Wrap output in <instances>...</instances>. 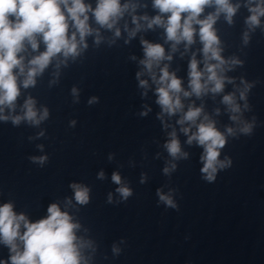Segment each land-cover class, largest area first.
I'll return each mask as SVG.
<instances>
[{"label": "clouds", "instance_id": "clouds-1", "mask_svg": "<svg viewBox=\"0 0 264 264\" xmlns=\"http://www.w3.org/2000/svg\"><path fill=\"white\" fill-rule=\"evenodd\" d=\"M152 3L159 14L151 19L146 15L139 18L133 15L132 23L136 27L130 31V36H135L136 31L140 29L139 20L142 19L147 21L149 29L154 26L163 28L167 41L173 42L172 50L175 51L176 45L182 41L186 46L194 43V36L197 33L194 25L199 26L198 35L203 45L204 68L201 70L198 67L199 62L193 56L189 63L190 92L183 90L182 81L175 73L169 72L167 65L160 68V75L157 78L154 69L160 66L161 61L172 59L171 55L166 56L161 44L142 41L144 59L140 64L157 85L156 103L162 110L161 117L165 113L172 116L182 112L178 124L191 122L196 125L197 130L188 136L187 143L192 144L195 141L203 148L200 157L203 166L200 171L203 179L211 183L215 181L219 170L231 165L230 159H220V150L227 142L226 136L216 128L215 123L207 115L197 125L196 121L201 116L202 108L190 105L188 110L183 112L184 105L180 94L183 93L185 97L192 94L200 97L208 91L220 93L224 89L225 80L231 82L229 78L220 74L226 62L220 55L219 40L213 25L221 14L232 23V18L240 5L231 3V0H152ZM246 6L250 15L245 23L251 29L260 26L261 17H264V0H248ZM136 7V4H122L121 0H96L94 8L90 3H85V0H0V120L11 119L13 125H19L21 121L39 125L41 121L47 119L49 115L47 108L38 112L35 107L36 102L31 97L25 99L21 106V115L9 116L3 113L5 109L10 113L15 111L16 102L21 95V87L27 89L34 86L36 76L48 67L53 58L58 55L74 58L79 54V45L84 44V47H87L84 43L85 38L94 31L98 32V29H93L89 24V13L97 25L111 30L130 8L135 11ZM208 7H213L215 10L201 19ZM70 23L71 28L74 29L71 34H69ZM115 35H120L119 28L116 29ZM38 38L42 39L45 51L33 56L26 66L25 58L21 53L26 50V44L36 51L39 47ZM245 42H247V33H245ZM211 60L217 63H209ZM233 63L239 62L233 61ZM142 74L138 72L137 78L139 79ZM21 76L23 80L19 79ZM139 85L147 88L148 81L139 80ZM209 85L212 87L209 88ZM250 87L249 84L245 85V91L240 93L241 100L245 99L246 91ZM72 91L76 94L77 90L74 88ZM96 101L97 98L93 97L89 104ZM223 103L232 113L230 119L242 124L239 132L250 135L254 121H242L241 108L236 103L235 95H224ZM181 130L187 134L190 129L185 127ZM226 131L228 135L235 134L232 127H228ZM169 135L171 138L165 144L169 155L174 159L187 158V153H182L175 130ZM31 159L33 162L43 164L47 158L42 156ZM174 169L173 164L171 169L165 167L163 171L167 175ZM99 175L103 178L104 174L101 172ZM112 181L121 185L120 175L113 173ZM70 187L74 190L77 203L81 205L88 203L86 187L75 183ZM117 192L124 200L132 195V190L123 185L117 188ZM157 195L159 201L167 207L177 208L171 194H165L158 189ZM47 212L46 218L30 222L23 213L17 214L11 203L0 206V243L8 247L10 252L8 261H0V264H87L83 251L91 247V241H85L76 235V231L80 228L79 223L73 222L72 216L62 211L56 203L51 204ZM113 251L118 253L119 249L114 247Z\"/></svg>", "mask_w": 264, "mask_h": 264}]
</instances>
